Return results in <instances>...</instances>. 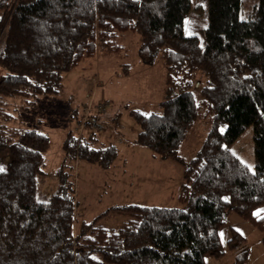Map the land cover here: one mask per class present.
<instances>
[{
  "label": "trees",
  "instance_id": "1",
  "mask_svg": "<svg viewBox=\"0 0 264 264\" xmlns=\"http://www.w3.org/2000/svg\"><path fill=\"white\" fill-rule=\"evenodd\" d=\"M207 5L206 26L187 35L193 0H0V159L6 162L0 171V264H205L207 256L224 254L219 231L227 213L264 230V214L257 215L264 205V0ZM127 33L140 36L141 63L161 57L166 69L159 110L131 116L140 126L139 146L185 167L178 196L185 209L112 207L102 216L129 219L114 232L98 218L76 219L64 185L49 202L37 201L51 140L16 126L9 109L19 101L15 109L24 111L34 99L58 93L66 73L98 54L120 56ZM74 117L78 135H66L62 170L82 159L111 167L119 148L101 140L102 131L80 133L83 117ZM101 118L106 128L115 117ZM199 119L212 128L186 164L179 153ZM249 126L255 171L230 149ZM229 242L238 249L245 238L233 231ZM247 256L243 251L237 262Z\"/></svg>",
  "mask_w": 264,
  "mask_h": 264
},
{
  "label": "rangeland",
  "instance_id": "2",
  "mask_svg": "<svg viewBox=\"0 0 264 264\" xmlns=\"http://www.w3.org/2000/svg\"><path fill=\"white\" fill-rule=\"evenodd\" d=\"M193 3L194 10L186 21L187 35L199 33L207 23V0H193ZM139 39L138 34L127 33L122 40L124 52L120 56L98 54L77 70L66 73L63 88L58 93L34 99L33 105L28 104L30 106L23 108L26 111L15 109L18 105L22 107L19 101L14 102L12 109H9L16 115V126L35 128L46 133L51 140L50 149L46 153L45 174L37 177V201L49 202L53 194L64 185L66 193L71 194L75 200V216L80 217L77 209L79 212H89L88 222L98 218V225L114 232L121 230L124 222L129 219L126 214L109 218L102 216L110 207L139 204L185 209L178 199L185 167L135 142L140 126L131 116V111L149 115L159 110L166 77L161 57L153 65L141 63L138 57ZM195 98L200 102L199 89ZM92 104L96 109L98 104H106L108 107L101 114L102 117H115L102 130L104 134H100L119 148V157L106 169L82 159L62 170L66 135L69 132L78 135L77 120L73 116L77 114V118H82V109ZM101 115L99 119L103 126L106 119L101 118ZM211 128L208 119H199L189 132L179 153L186 164L197 156ZM107 129L114 135L109 134ZM230 149L255 171L257 161L253 126H249ZM5 167L6 162L0 159V168ZM258 213L264 214V205L258 209ZM233 231L245 238L244 244L238 249L230 246ZM219 234L224 254L219 258L207 256L205 264H240L237 257L243 251H248L243 264H264V230L258 229L237 213L229 212L225 215V223Z\"/></svg>",
  "mask_w": 264,
  "mask_h": 264
},
{
  "label": "built area",
  "instance_id": "3",
  "mask_svg": "<svg viewBox=\"0 0 264 264\" xmlns=\"http://www.w3.org/2000/svg\"><path fill=\"white\" fill-rule=\"evenodd\" d=\"M93 105V104H92ZM87 106L86 108L82 109V113H83V119L82 121L79 122L78 124V128L80 133H82L85 129H95L98 131H102L105 128V125L103 124V126L100 123V119H99V115L100 112H102L104 109L102 107V105L97 106V109L93 106ZM87 108H89V110H87ZM98 110V113H97ZM93 112L97 113V118L95 117V114H93ZM112 135H114V133L111 132Z\"/></svg>",
  "mask_w": 264,
  "mask_h": 264
},
{
  "label": "crops",
  "instance_id": "4",
  "mask_svg": "<svg viewBox=\"0 0 264 264\" xmlns=\"http://www.w3.org/2000/svg\"><path fill=\"white\" fill-rule=\"evenodd\" d=\"M101 140H103L104 142H106V143H111V144H114L113 143V141H110V140H108L106 137H104V136H101ZM137 140V139H136ZM127 141V140H126ZM128 142H130V140H128ZM136 142V141H135ZM137 143V142H136ZM132 203V202H131ZM122 205H128V204H122ZM117 206H121V205H117ZM117 206H115V207H117ZM110 208H112V207H110ZM77 212H78V216H80V217H77V215H76V217H77V219H79V220H83V221H85V222H88V217H87V215L88 214H90L89 212H83V211H78V209H77ZM88 213V214H87Z\"/></svg>",
  "mask_w": 264,
  "mask_h": 264
},
{
  "label": "snow or ice",
  "instance_id": "5",
  "mask_svg": "<svg viewBox=\"0 0 264 264\" xmlns=\"http://www.w3.org/2000/svg\"><path fill=\"white\" fill-rule=\"evenodd\" d=\"M3 169L0 168V171H2ZM260 213H257V215H259ZM221 237H223V233H221Z\"/></svg>",
  "mask_w": 264,
  "mask_h": 264
}]
</instances>
